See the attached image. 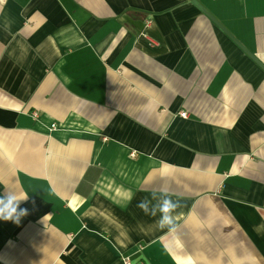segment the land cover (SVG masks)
I'll list each match as a JSON object with an SVG mask.
<instances>
[{
    "label": "crops",
    "instance_id": "obj_1",
    "mask_svg": "<svg viewBox=\"0 0 264 264\" xmlns=\"http://www.w3.org/2000/svg\"><path fill=\"white\" fill-rule=\"evenodd\" d=\"M205 12L264 66V0H0V264H264V72Z\"/></svg>",
    "mask_w": 264,
    "mask_h": 264
},
{
    "label": "clouds",
    "instance_id": "obj_2",
    "mask_svg": "<svg viewBox=\"0 0 264 264\" xmlns=\"http://www.w3.org/2000/svg\"><path fill=\"white\" fill-rule=\"evenodd\" d=\"M134 195V194H133ZM27 194L18 196L16 193L6 191L0 194V220L19 223L20 219L28 214L27 209L20 207V202L27 200ZM131 198V197H130ZM182 203L179 199H173L167 189L162 188L159 193L152 192L150 197H144L137 204L145 215H159L158 225L173 230L175 227V215Z\"/></svg>",
    "mask_w": 264,
    "mask_h": 264
},
{
    "label": "water",
    "instance_id": "obj_3",
    "mask_svg": "<svg viewBox=\"0 0 264 264\" xmlns=\"http://www.w3.org/2000/svg\"><path fill=\"white\" fill-rule=\"evenodd\" d=\"M206 16L220 29L250 60H252L263 72L264 66L246 49L244 48L236 38H234L216 19L210 14L206 13Z\"/></svg>",
    "mask_w": 264,
    "mask_h": 264
},
{
    "label": "built area",
    "instance_id": "obj_4",
    "mask_svg": "<svg viewBox=\"0 0 264 264\" xmlns=\"http://www.w3.org/2000/svg\"><path fill=\"white\" fill-rule=\"evenodd\" d=\"M141 36L152 42V40L147 36V34L143 33ZM179 116L181 118H186L187 113L184 111H181V112H179ZM34 117H36V114H34ZM120 260H121L122 264H133L130 261L129 257H126V256L120 257Z\"/></svg>",
    "mask_w": 264,
    "mask_h": 264
}]
</instances>
